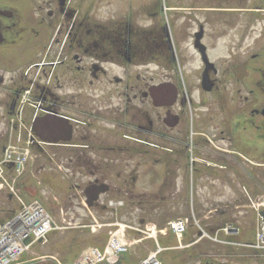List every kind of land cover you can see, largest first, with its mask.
Masks as SVG:
<instances>
[{
	"label": "flooded vegetation",
	"instance_id": "1",
	"mask_svg": "<svg viewBox=\"0 0 264 264\" xmlns=\"http://www.w3.org/2000/svg\"><path fill=\"white\" fill-rule=\"evenodd\" d=\"M207 1L170 7L181 24L168 33L162 21L135 25L124 12L105 24L81 15L100 4L122 11L128 0H0V160L8 145L32 147L35 114L54 141L43 147L49 161L78 170L86 185L107 170L138 171L147 155L156 163L151 155L169 145L175 160L190 149L203 155V185L264 186V0ZM189 49L198 100L182 87ZM28 175L27 163L18 184ZM12 178L0 168V183ZM14 209L0 187V213Z\"/></svg>",
	"mask_w": 264,
	"mask_h": 264
},
{
	"label": "rangeland",
	"instance_id": "2",
	"mask_svg": "<svg viewBox=\"0 0 264 264\" xmlns=\"http://www.w3.org/2000/svg\"><path fill=\"white\" fill-rule=\"evenodd\" d=\"M155 1L159 0H128L129 8L124 6L122 11H119L115 4H100L95 9L82 10L81 15L106 23V20L111 16L120 17L119 14L124 12V16L128 13L135 25L148 26L161 20L159 9L153 8ZM160 2L162 4L165 2L164 4L170 7H192L191 5L207 7L211 5L207 0H160ZM167 6L164 7L162 15L164 17L165 13L167 14L168 30H175L181 24V20L171 17V10ZM182 10L187 11L188 9ZM156 11L157 14L154 15ZM201 19L202 15H200L199 21ZM196 29L197 25L193 24L192 30ZM187 42L189 43V41ZM187 42L183 43V47L186 46ZM189 50L186 58L187 63L184 66L188 71L186 75L189 77V84L185 87L191 89L192 97L198 100L201 97V93L197 90L199 60L192 50ZM151 74V71L147 72V76H153ZM165 147L169 148L170 146L162 145L161 150L164 153ZM164 153L162 162L164 160L165 162L153 165L151 168H143L135 187L129 181L132 182L131 180L137 172L139 174L140 170L113 169L106 171L105 178L110 183V191L101 200L104 203L109 199L123 200V207L115 212L97 205L90 208L89 212L82 204L84 199L82 190L85 187L86 179L81 178L74 169H66L64 173L55 172L53 175L56 178L53 183L60 185L61 189L52 191L53 193L56 192L54 194L56 200H53L52 197L47 198L44 200V205L53 215L56 223L58 225L63 224L64 229L49 235L44 246H35L20 259L19 264H56L54 259L65 264L87 245L97 247L105 245L109 232L116 229L118 225L136 227L144 231L147 224L156 223L157 227H164L167 221L179 217L189 219L181 245L178 246L170 234V237L160 236L161 241L164 242L162 243L163 246L171 247L170 250L161 254L164 264H185L188 261H191L188 264H205V261H214V264H240V262L241 264H264V258L260 257L253 249L219 246L208 239L193 240L195 232L199 230L193 222L194 217L203 232H208L207 224L213 227H221L226 224L235 225L240 229L241 236L232 235L228 238L233 241L251 243L256 222V213L252 208V203H258L256 202L257 198L264 197V186L247 184L203 185L207 175L205 168L202 167L204 164L202 154L193 155L197 169H193V184L190 185L187 179L191 174L189 158L185 161L178 158L177 161L171 163L172 155L164 158ZM146 158L149 159L148 156ZM42 173L45 172L42 171ZM119 173L123 176L116 181L115 178ZM165 173L168 174L166 179L172 187L159 192L158 189H160L159 186ZM35 175L38 174L35 173ZM231 178L233 177L231 176ZM159 198H163L164 201L162 202ZM61 217L67 223L70 222L77 226L69 228L68 225L60 222ZM91 226L95 230L94 233L91 232ZM126 235L129 239L143 238V240L140 244L133 245L135 248L120 258L121 264L136 263L139 258L141 259L147 254L148 250L153 248V240L147 238V233L136 234L127 229ZM139 252H141L140 255ZM240 254L241 257H239ZM226 258L228 261H225ZM201 259L203 260L201 261ZM209 263L206 262V264Z\"/></svg>",
	"mask_w": 264,
	"mask_h": 264
},
{
	"label": "built area",
	"instance_id": "3",
	"mask_svg": "<svg viewBox=\"0 0 264 264\" xmlns=\"http://www.w3.org/2000/svg\"><path fill=\"white\" fill-rule=\"evenodd\" d=\"M39 213H41V209H39L38 207H35L33 209V214L28 216V219L30 217H32L33 215H37ZM26 222H27V220H25V219H23L22 221L18 220L17 222H13L15 225L10 227L9 230L5 232V237L9 241H11L12 247L16 243V239L19 235L20 228L24 229L26 232H28L30 230H35V228L29 222L28 223H26ZM263 236H264V233L262 234V237ZM14 256H15L14 253H8V255H6V253L1 251L0 252V264H9L10 260H12Z\"/></svg>",
	"mask_w": 264,
	"mask_h": 264
},
{
	"label": "water",
	"instance_id": "4",
	"mask_svg": "<svg viewBox=\"0 0 264 264\" xmlns=\"http://www.w3.org/2000/svg\"><path fill=\"white\" fill-rule=\"evenodd\" d=\"M203 61L205 62V55L203 56ZM206 82H207V79L205 77V70H204V72L202 74V87L204 89H205V83ZM35 130H36V128H35ZM36 134H38L43 139H46L47 138L41 132H38L37 131ZM107 188L108 187L106 185H103V184L102 185H99V186H97V185H90V186H88L85 189V191H84L85 192V195H86V198H87L86 202H87L88 206H92L93 205V202L98 199L99 193L106 191ZM261 214L264 215V212H262Z\"/></svg>",
	"mask_w": 264,
	"mask_h": 264
}]
</instances>
